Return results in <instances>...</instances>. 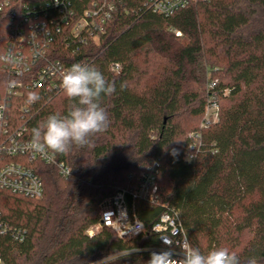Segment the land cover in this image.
<instances>
[{
    "label": "trees",
    "instance_id": "trees-1",
    "mask_svg": "<svg viewBox=\"0 0 264 264\" xmlns=\"http://www.w3.org/2000/svg\"><path fill=\"white\" fill-rule=\"evenodd\" d=\"M139 5L123 0L106 31L77 52L54 45L57 57L70 65L88 59L115 85L102 99L109 124L89 145L55 153L69 174L30 164L44 181L41 198L0 189L3 217L25 231L21 240L0 237L6 264H146L153 251L131 250L160 244L152 226L165 202L202 252L224 247L241 264L253 257L264 264V0H193L170 15ZM9 33L0 13V54L10 48ZM12 78L0 58L1 96ZM215 91L219 120L201 126ZM30 94L37 96L27 90L12 98L8 128L26 123L24 136L32 139V130L51 114H66L70 101L62 90L24 113ZM152 166L160 203L135 202L146 233L123 239L104 226L88 234L103 200ZM246 230L254 236L243 240Z\"/></svg>",
    "mask_w": 264,
    "mask_h": 264
},
{
    "label": "built area",
    "instance_id": "built-area-1",
    "mask_svg": "<svg viewBox=\"0 0 264 264\" xmlns=\"http://www.w3.org/2000/svg\"><path fill=\"white\" fill-rule=\"evenodd\" d=\"M193 0H140L138 10L170 15L188 6ZM123 0H0V13L10 22V48L0 54L10 75L4 96L0 95V189L14 194L41 198L44 181L30 165L34 161L57 166L66 175L71 169L58 161L51 150L36 151L28 147L32 139L25 138L26 123L10 132L9 105L15 96L22 97L27 90L36 91L38 98L50 97L62 91L64 72L71 67L67 60L57 57L54 45L59 40L65 48L74 52L90 44L106 31L119 4ZM136 7L133 10H137ZM80 63L87 64V60ZM116 64V68H119ZM218 80L211 81L214 88ZM29 98V97H28ZM26 99L21 110L27 113L35 102ZM220 102L213 92L206 105L202 126L219 120ZM195 139L199 133L193 134ZM196 149V145L192 146ZM193 153L188 154L191 158ZM158 168L152 166L141 172L129 186L119 189L101 203V218L92 224L87 233L95 234L104 226L112 227L123 239L137 238L147 231V226L135 209L137 200L160 203ZM165 211L152 226L158 234L160 244L140 246L131 251H161L172 249L177 252L180 245L190 242L179 211L163 203ZM24 229L8 222L0 207V237L6 234L21 240ZM0 264H6L0 253Z\"/></svg>",
    "mask_w": 264,
    "mask_h": 264
},
{
    "label": "clouds",
    "instance_id": "clouds-1",
    "mask_svg": "<svg viewBox=\"0 0 264 264\" xmlns=\"http://www.w3.org/2000/svg\"><path fill=\"white\" fill-rule=\"evenodd\" d=\"M61 87L70 101L67 113L51 114L32 130L28 147L36 151L67 153L73 146L84 147L91 138L106 130L109 124L102 99L114 93L115 85L91 64L75 63L63 74ZM29 102L38 97L29 95ZM146 264H241L240 257L224 247L204 253L190 242L180 245L179 252L168 249L153 251ZM247 264H257L255 257Z\"/></svg>",
    "mask_w": 264,
    "mask_h": 264
},
{
    "label": "rangeland",
    "instance_id": "rangeland-1",
    "mask_svg": "<svg viewBox=\"0 0 264 264\" xmlns=\"http://www.w3.org/2000/svg\"><path fill=\"white\" fill-rule=\"evenodd\" d=\"M226 92L228 93V91H226ZM203 121H204V117H203L202 120L200 121V125H201V126H202ZM187 158H188V157H187ZM253 236H254V233L251 232V231H248V230L244 231L243 234H242V238H243V240H248V239L252 238Z\"/></svg>",
    "mask_w": 264,
    "mask_h": 264
}]
</instances>
